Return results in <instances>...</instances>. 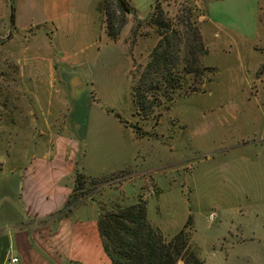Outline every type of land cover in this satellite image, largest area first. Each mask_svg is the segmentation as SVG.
<instances>
[{
	"label": "rangeland",
	"instance_id": "374dc122",
	"mask_svg": "<svg viewBox=\"0 0 264 264\" xmlns=\"http://www.w3.org/2000/svg\"><path fill=\"white\" fill-rule=\"evenodd\" d=\"M232 5L159 0L174 28L182 27V9L191 8L208 49L200 63L210 70L200 80L186 74L170 99L144 117L131 88L159 40L153 12L144 20L127 14L117 39L107 35L122 43L132 19L130 32L123 31L129 51L109 61L97 59L110 49L105 34L90 38L81 27L62 28L54 39L39 27L16 29L14 0H0V163L14 151L49 146L51 132L72 130V109L92 121L87 134L131 130L142 138L140 155L122 169L98 160L85 141L92 172L109 171L96 186L86 183L81 197L95 196L101 211L141 198L148 221L166 239L191 215L190 243L203 264H264V0H241L237 13ZM97 7L104 30L105 9L118 25L115 0H98ZM61 68L75 70L60 75Z\"/></svg>",
	"mask_w": 264,
	"mask_h": 264
},
{
	"label": "crops",
	"instance_id": "0c3cea01",
	"mask_svg": "<svg viewBox=\"0 0 264 264\" xmlns=\"http://www.w3.org/2000/svg\"><path fill=\"white\" fill-rule=\"evenodd\" d=\"M128 1L139 19H145L153 10L154 0ZM97 2L14 0L16 29L39 27L54 39L62 28L72 30L81 27L83 36L87 34L90 38L105 34V42L110 49L107 54L99 50L97 59L112 61L120 51H129V44L123 42V31L130 32L132 19L122 31V43L119 39L109 42ZM232 4V11L237 13L241 0H232ZM214 35L219 36V33L214 31ZM105 69L99 68L98 72L101 74ZM73 70L75 68H61L60 75L69 76ZM67 106L68 103L65 104ZM70 112L68 119L72 130L51 132L49 146L40 142L34 148L23 149L19 153L14 151L0 163V264L111 263L102 247L98 199L95 196L81 197L70 207L65 205L73 192L77 169L94 178L109 171L92 172L86 162L89 153L85 141H89L98 160L103 159L113 165L118 163L117 167L122 169L130 166L140 155L138 145L142 138L131 130L125 134L107 131L87 134L92 121L88 118L86 122L74 109ZM14 257L18 259L16 263L11 262Z\"/></svg>",
	"mask_w": 264,
	"mask_h": 264
},
{
	"label": "trees",
	"instance_id": "16d2710c",
	"mask_svg": "<svg viewBox=\"0 0 264 264\" xmlns=\"http://www.w3.org/2000/svg\"><path fill=\"white\" fill-rule=\"evenodd\" d=\"M115 3L120 16L116 27L113 21L116 16L105 9V31L112 39H117L120 34L126 23V15L135 12L128 0H115ZM14 12L12 6L11 24L15 20ZM152 12V23L157 28L159 40L131 88L134 107L142 111L144 117L149 116L154 107L162 103V98L170 99L186 74H192L200 80L205 71L210 70L200 63V56L207 54L208 49L199 26L191 18V8L182 9L183 13L178 16L181 29L172 27L159 3L153 7ZM115 115L122 121L119 114ZM137 134L143 136L141 132ZM101 181L77 169L73 192L65 206L70 207L76 202L74 197L86 195V183L96 186ZM146 206V201L141 198L133 204L117 206L113 210L101 211L100 206L98 227L102 247L110 264H203L190 243L191 215H188L185 224L176 234L166 239L148 221Z\"/></svg>",
	"mask_w": 264,
	"mask_h": 264
},
{
	"label": "water",
	"instance_id": "95a60500",
	"mask_svg": "<svg viewBox=\"0 0 264 264\" xmlns=\"http://www.w3.org/2000/svg\"><path fill=\"white\" fill-rule=\"evenodd\" d=\"M158 3H159V0H154V1H153V7L157 6ZM151 14H152V12H151L146 18H148ZM132 15H133L137 20H144V19H139L138 16H137V14H136L135 12L132 13ZM128 126L131 127V128H136L132 123H129Z\"/></svg>",
	"mask_w": 264,
	"mask_h": 264
},
{
	"label": "built area",
	"instance_id": "2783aa9c",
	"mask_svg": "<svg viewBox=\"0 0 264 264\" xmlns=\"http://www.w3.org/2000/svg\"><path fill=\"white\" fill-rule=\"evenodd\" d=\"M213 219H214V214L211 213V214L209 215V220H213ZM17 261H18V259H17L16 257H14V258L11 259V262H12V263H16Z\"/></svg>",
	"mask_w": 264,
	"mask_h": 264
}]
</instances>
